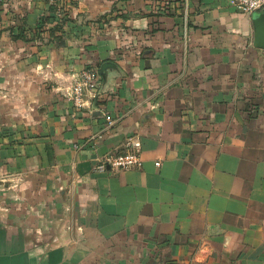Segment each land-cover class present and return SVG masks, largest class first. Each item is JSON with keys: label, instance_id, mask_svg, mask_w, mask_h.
<instances>
[{"label": "crops", "instance_id": "crops-1", "mask_svg": "<svg viewBox=\"0 0 264 264\" xmlns=\"http://www.w3.org/2000/svg\"><path fill=\"white\" fill-rule=\"evenodd\" d=\"M61 6L0 1V264H264L253 14L235 0ZM106 61L105 88L75 106L78 74ZM129 147L140 167L96 169Z\"/></svg>", "mask_w": 264, "mask_h": 264}, {"label": "built area", "instance_id": "built-area-1", "mask_svg": "<svg viewBox=\"0 0 264 264\" xmlns=\"http://www.w3.org/2000/svg\"><path fill=\"white\" fill-rule=\"evenodd\" d=\"M5 1V0H0ZM62 0H49L51 6L56 10V14L62 18ZM235 4L242 12L252 15L264 7V0H235ZM102 77L99 69L94 66H86L78 74L76 81L67 91V98L74 102L75 106L82 107L86 104L87 98H95L100 93ZM142 164L141 155L134 147H129L125 152L111 153L99 159L97 170L105 171L121 170L126 168H138Z\"/></svg>", "mask_w": 264, "mask_h": 264}, {"label": "water", "instance_id": "water-1", "mask_svg": "<svg viewBox=\"0 0 264 264\" xmlns=\"http://www.w3.org/2000/svg\"><path fill=\"white\" fill-rule=\"evenodd\" d=\"M253 22L255 28L254 45L259 48H264V8L253 13ZM116 64L112 61H106L101 65V75L103 77L102 90L108 82L109 70L116 68Z\"/></svg>", "mask_w": 264, "mask_h": 264}]
</instances>
